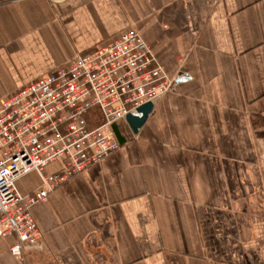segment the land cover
I'll return each mask as SVG.
<instances>
[{"label":"crops","instance_id":"obj_1","mask_svg":"<svg viewBox=\"0 0 264 264\" xmlns=\"http://www.w3.org/2000/svg\"><path fill=\"white\" fill-rule=\"evenodd\" d=\"M130 28L182 80L33 207L40 249L0 237V264H264V0H0V99Z\"/></svg>","mask_w":264,"mask_h":264},{"label":"built area","instance_id":"obj_2","mask_svg":"<svg viewBox=\"0 0 264 264\" xmlns=\"http://www.w3.org/2000/svg\"><path fill=\"white\" fill-rule=\"evenodd\" d=\"M176 84L130 28L0 99V237L16 236L12 256L41 248L33 207L119 150L115 125L155 107ZM56 163L59 170L48 173ZM32 172L42 184L23 195L17 183Z\"/></svg>","mask_w":264,"mask_h":264},{"label":"water","instance_id":"obj_3","mask_svg":"<svg viewBox=\"0 0 264 264\" xmlns=\"http://www.w3.org/2000/svg\"><path fill=\"white\" fill-rule=\"evenodd\" d=\"M181 78V77H180ZM182 80L178 79L177 82H180ZM153 105L151 103H148L140 108L137 109L136 113H129L126 116V122L128 126L130 127L133 134H138L140 129L144 126L146 121L148 120L150 114L153 111Z\"/></svg>","mask_w":264,"mask_h":264},{"label":"rangeland","instance_id":"obj_4","mask_svg":"<svg viewBox=\"0 0 264 264\" xmlns=\"http://www.w3.org/2000/svg\"><path fill=\"white\" fill-rule=\"evenodd\" d=\"M169 94H170V93H169ZM167 95H168V94H167ZM167 95H166V96H167ZM166 96H165V97H166ZM16 258H19V257H16Z\"/></svg>","mask_w":264,"mask_h":264}]
</instances>
